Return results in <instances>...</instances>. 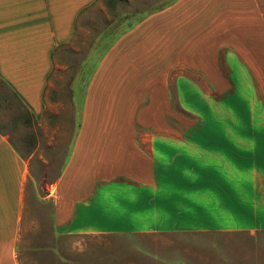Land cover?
Here are the masks:
<instances>
[{
    "label": "crops",
    "instance_id": "crops-1",
    "mask_svg": "<svg viewBox=\"0 0 264 264\" xmlns=\"http://www.w3.org/2000/svg\"><path fill=\"white\" fill-rule=\"evenodd\" d=\"M99 3L115 0H0V85L25 126L57 101L59 70L79 67V127L36 199L55 234L127 239L138 256L152 252L138 238L167 239L155 264H264V0H170L105 24ZM27 154L0 130V264H20L35 221Z\"/></svg>",
    "mask_w": 264,
    "mask_h": 264
},
{
    "label": "rangeland",
    "instance_id": "rangeland-1",
    "mask_svg": "<svg viewBox=\"0 0 264 264\" xmlns=\"http://www.w3.org/2000/svg\"><path fill=\"white\" fill-rule=\"evenodd\" d=\"M169 1L115 0L112 6L107 3H99L97 5L99 13L95 16L101 17L103 24H105V19H116L117 14L121 13L122 9L127 12V8H129L128 11L130 10L129 12L133 13L134 10L144 8L147 9V12H150L155 6H162ZM101 8L106 10L107 18ZM91 23H93V20H91ZM100 26L101 22L99 28ZM90 32L89 37L94 40L95 33ZM78 68L76 65L74 69L73 64L69 63V69L59 70L53 81L55 82V88L50 93V97L57 101H54L52 108L47 109L44 117L40 118L39 121H34L32 126L24 125V110L18 106L19 103L13 98L11 92L0 85V130L11 136V141L23 154L34 152L33 168L35 171L33 170V172L38 182L37 193L32 199L33 205L27 208V215L28 213L33 215L35 221H33L32 229H29V226L27 229L25 225V230H23L18 255L19 262L20 264H155L153 256L156 253L152 245L154 241L161 244L162 241L165 242L167 239L155 236L138 238L140 250L152 251L150 253L147 251L146 254L141 253L138 256L126 252L127 247L131 246L129 240L123 238L99 236L59 237L54 232L51 208L49 205L36 201L38 195L44 198L49 196L47 184L53 183L59 177L66 160L69 144L75 137L79 127V117L75 108L71 109L69 107L72 106L70 105L72 94L69 92V86L72 84L74 72ZM181 72H178L179 76ZM183 73L193 78V80L201 82L197 74L193 76L192 72L185 71ZM3 99H6V102ZM178 110L184 113L180 105ZM32 140L35 141L34 144L30 143ZM62 140L65 141L64 148L66 147V150H63ZM26 218L28 220L27 224L30 225L29 217ZM200 238L193 236L189 238L188 243L190 244V240L200 243ZM212 238L214 237H211L209 242L213 241ZM243 241H246V239H243ZM202 252H196V256L202 257ZM155 256H159V254Z\"/></svg>",
    "mask_w": 264,
    "mask_h": 264
}]
</instances>
